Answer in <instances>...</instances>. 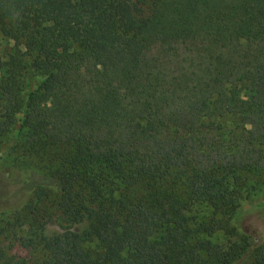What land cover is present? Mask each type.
Instances as JSON below:
<instances>
[{
  "label": "trees",
  "instance_id": "trees-1",
  "mask_svg": "<svg viewBox=\"0 0 264 264\" xmlns=\"http://www.w3.org/2000/svg\"><path fill=\"white\" fill-rule=\"evenodd\" d=\"M262 169L264 0H0V212L53 193L61 229L31 264H264Z\"/></svg>",
  "mask_w": 264,
  "mask_h": 264
},
{
  "label": "rangeland",
  "instance_id": "rangeland-1",
  "mask_svg": "<svg viewBox=\"0 0 264 264\" xmlns=\"http://www.w3.org/2000/svg\"><path fill=\"white\" fill-rule=\"evenodd\" d=\"M223 129L234 128L236 121L232 118H225L218 121ZM225 130V131H226ZM18 159L19 156L15 155ZM30 160H24L23 166L16 164L11 157L4 160L1 169L4 176L27 173L32 167ZM238 184L244 189L241 199L240 211H244L241 216V227L247 233H254L258 230L264 232V169L241 173ZM5 192L0 195L4 196ZM44 200L33 205L30 198L26 204H19L12 210L0 212V253L3 258L0 264H31L40 260L44 256L40 233L47 237L55 235L61 231L59 220L54 212V195L49 194ZM29 197V196H28ZM27 197V198H28ZM212 209L204 206L201 217L210 215ZM44 223L45 230L39 232L40 225ZM211 241L217 243H228L234 241L235 237L226 231L219 230L210 237Z\"/></svg>",
  "mask_w": 264,
  "mask_h": 264
}]
</instances>
